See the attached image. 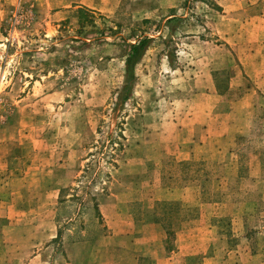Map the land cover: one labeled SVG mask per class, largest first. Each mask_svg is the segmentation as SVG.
Returning a JSON list of instances; mask_svg holds the SVG:
<instances>
[{
    "label": "rangeland",
    "instance_id": "374dc122",
    "mask_svg": "<svg viewBox=\"0 0 264 264\" xmlns=\"http://www.w3.org/2000/svg\"><path fill=\"white\" fill-rule=\"evenodd\" d=\"M262 15L264 0H0L3 253L101 239L96 205L116 200L111 216L161 226L168 264H264Z\"/></svg>",
    "mask_w": 264,
    "mask_h": 264
},
{
    "label": "crops",
    "instance_id": "0c3cea01",
    "mask_svg": "<svg viewBox=\"0 0 264 264\" xmlns=\"http://www.w3.org/2000/svg\"><path fill=\"white\" fill-rule=\"evenodd\" d=\"M259 19L263 24L261 29L263 30L262 35H264V15ZM118 204H120L118 201L112 200L96 205L106 230H111L105 237L64 244L61 257L56 260L54 255L48 253L49 243L46 244V248L45 245H43L44 248H39L36 239L29 240V254L26 256L17 252H14L13 255L3 253V248L6 247L0 246V264H136L143 260L148 264H168V260H164L162 256L164 237H162L161 226L153 221L152 217L150 220H134L132 218L124 220L119 216L116 218L111 216L109 211H104L107 206L115 208ZM106 213L109 217L105 216ZM127 244L142 246L144 251L140 257L135 259L134 254L123 251Z\"/></svg>",
    "mask_w": 264,
    "mask_h": 264
},
{
    "label": "trees",
    "instance_id": "16d2710c",
    "mask_svg": "<svg viewBox=\"0 0 264 264\" xmlns=\"http://www.w3.org/2000/svg\"><path fill=\"white\" fill-rule=\"evenodd\" d=\"M149 43L150 39L141 38L126 45L127 50L123 59V82L115 98L116 104L121 105L128 99L134 81V67L142 58Z\"/></svg>",
    "mask_w": 264,
    "mask_h": 264
}]
</instances>
